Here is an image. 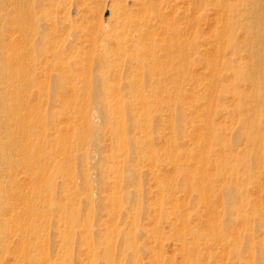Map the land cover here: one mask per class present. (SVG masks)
Wrapping results in <instances>:
<instances>
[{
  "label": "bare ground",
  "instance_id": "1",
  "mask_svg": "<svg viewBox=\"0 0 264 264\" xmlns=\"http://www.w3.org/2000/svg\"><path fill=\"white\" fill-rule=\"evenodd\" d=\"M96 1L0 0V264H71L73 240L85 249L93 264H113V235L120 238L119 243L127 250L128 262L130 258V264L137 263L134 255L139 247H136L135 235L143 233L142 230L124 232L112 222L114 230L103 233L102 237H93L88 221L84 220L82 228L76 229L82 210L76 204L83 201L87 211H93L97 199L93 197L96 192H92L97 182L91 174L95 173L110 192L109 211L120 208L127 212L123 202L131 197L133 215L130 224L138 226L134 215L143 207L141 174L145 166H154L161 161V154H157L152 145L153 134L164 138L165 134L156 129L158 124L165 122L169 135L162 144L164 141L167 144L164 161L169 163L174 160L170 147L173 133L181 132L177 126L175 130L173 108L165 116L157 111L163 100L156 94L162 88L169 95L184 91L191 49L188 34L203 32L199 22L206 13L208 0H110L115 12H110L108 30L103 31L97 21L93 23L100 32L99 47L94 55L88 50V67L80 63L78 52L63 48L61 35L68 28L66 26L70 29L67 9L71 4L76 13H87L91 11L90 4ZM213 5L221 16H225V27H221L224 30L219 40L222 44L218 45L221 49H230L224 68L226 73H231L232 80L222 90L231 92L236 99L235 112L240 130L234 137L240 136L246 149L235 161L243 171L239 175L245 174L247 179L252 167L264 168V0H218ZM175 19L179 20L177 29L172 27ZM9 30L14 32L12 38ZM90 41L95 48L96 39L91 37ZM240 53H244V60ZM114 79L124 80L121 86L114 87L111 84ZM120 88L125 95L117 97L115 93ZM146 88H149V94L145 92ZM42 90L50 96L57 92L70 94L78 107L58 111L42 109L29 102L30 93L36 92L39 98ZM208 105L211 107L210 101ZM60 116L62 119L59 120ZM105 132L109 136L108 153L102 150ZM207 142L201 146L204 151L209 150ZM236 162L230 168L235 176L240 169ZM170 166L173 165L170 163ZM150 168L152 171L153 167ZM201 169L203 171V167ZM18 173L22 180L17 179ZM152 173L160 196L159 200L156 198L158 202L152 215L163 222H169V215L176 218L181 229L175 228L174 219L169 225L174 226L171 231L175 233L178 251L184 257L180 264H198L192 241L197 242L200 237L191 240L184 237L186 219L180 213H174L172 204L166 207L164 203L174 202L171 188L164 184L159 174ZM77 177L82 178L88 190L80 196L82 198L76 194ZM201 180L197 186L195 184V190L205 197L208 188L204 185L207 183L202 184L205 180ZM124 181L131 182V188H123ZM240 189L228 186L222 192H225L223 205L226 209L233 207L236 201H243ZM59 194L63 203L55 200ZM52 225L59 243L55 251L58 257L51 260L47 227ZM154 230L156 236L158 232ZM52 233L55 235V230ZM158 237H153L154 241Z\"/></svg>",
  "mask_w": 264,
  "mask_h": 264
},
{
  "label": "rangeland",
  "instance_id": "2",
  "mask_svg": "<svg viewBox=\"0 0 264 264\" xmlns=\"http://www.w3.org/2000/svg\"><path fill=\"white\" fill-rule=\"evenodd\" d=\"M110 2V0H97L95 4L92 2L90 4V6H92L90 8L91 11L89 10L90 12L87 13H76L74 4H71L67 9L70 29L69 26H66L68 28H65L62 32L61 41L63 48L66 50L72 49L74 53L78 52V60L80 59V63H83L82 65L84 66L89 67L90 64L88 50L90 49L91 51H89L93 55L98 52L99 46H97V41L99 40L100 32L93 23H96L95 21H97L103 31H105V29L107 31L110 26V12L111 10L115 12V7L112 6ZM215 3H218V0H208L206 13L201 19L203 21L200 20L199 22L200 28L203 32H190L192 34L189 33V36L187 35V40L189 41L191 49L189 52V63L186 66L185 71V79L187 80L185 81L183 87L184 91L180 94L174 92L172 95H169L165 88H162L163 90L156 94V96L161 97L163 100L160 102L157 111H160L163 116H165V114L167 115L169 113V109L173 108L172 111L173 113L175 112V115L173 114L172 117L175 130L179 127L181 132L177 130L173 133L170 147H172L171 154H173L171 157H173L174 160L171 159L173 162L170 161L169 163L164 161L167 153V144L165 141L162 144V140L167 138L166 136L169 135V129H167L165 122H162L161 125L158 124V128L156 129V131H160V133L165 134L164 138L153 134L154 138L152 137V145L155 152L159 155L161 154V161L154 166H145L143 174H141L142 176L140 177V181L142 195H140V201L143 203V207L140 212L134 215L136 220H138V226L130 224V219L133 215V209L131 207L133 201L131 197L123 202L124 205L126 204V206H123L126 208L125 211L127 212H122L120 208L112 212L109 211L110 202L108 201H110V192L106 185L97 179V174L95 173L91 174L92 177H94L92 179L97 182L94 183V190L92 189V194L96 192L93 194L95 200L97 199L94 204L95 209L93 208L92 212L87 211L86 204L83 201L82 203L76 204L79 208L81 206L82 209L79 214V225L76 229L80 230L82 228L81 223H83L84 220L88 221L91 223L90 228H92V232H94L93 237H102L103 233H106L109 230H114L112 228L114 227V224H116L117 229L124 232L142 230L143 233L135 235V244L136 247H139V250L134 255L137 262L136 264H157L159 262L161 264H180L184 259L181 251H178L180 250L177 246L178 241L177 239H174L176 235H173L175 233L171 231H174V226L169 225V222L174 219L173 223L175 228L181 229V225H177L178 221L176 218L169 215L170 220L167 218L169 222H163L162 220L157 221L156 216H153L156 208L155 203L158 202H156V198L159 200L160 196L157 193L159 189L158 187L156 188L157 183L154 181V174L152 172H156V174L161 175H158V177H161L164 184L166 186L169 185L171 188L172 196L175 198V203H164L166 207L173 205L176 209H174V213H180V215L186 219V228H183L184 237H187L189 240H191L192 237H200L197 242L192 241V245L195 247L194 250H196L195 257L198 264H264V168L255 169L252 167L249 172L250 175L247 179L245 178V174L239 175V173H242L243 171L242 168L239 167L240 164L235 161V158H240L243 155L246 145L244 140L240 136H237V132L240 130V124L236 118L237 115L235 112L237 110L235 108L236 99L231 92L222 90L225 86L228 87L232 80L231 73L228 71V73H226L224 68V61L225 59H228L230 49L224 50L221 49L222 47L220 45H218L222 44L219 40L222 37V30H224V28L221 29V27H225V23L223 21L225 20V16H223L224 14L222 16L220 15L221 13H219L217 8L213 5ZM178 23L179 20L175 19L172 24L173 29H177L179 27ZM9 31V37L12 38L14 36V32ZM240 33L241 32L238 33V36ZM68 34L70 36H68ZM91 37L96 39L95 48L92 47L90 43ZM222 54L224 55L222 56ZM240 55L241 59L244 60V53H240ZM39 67L40 65H38V68ZM52 73L53 71H51V74ZM115 80L116 79L111 81V84L113 83L114 85L112 84V86L114 87L121 86V82L124 79ZM45 81V83H47L46 79ZM121 88L117 94L115 93V95H118L117 97H119V95L122 96L125 93ZM145 92L149 94V88H146ZM41 93L43 95L45 94V99L42 94L38 98L36 92H32L30 93L32 96H29L28 98L29 102L32 104L35 103L42 109L47 107L46 109L58 111H66L71 107L72 110L78 107L75 104L74 98H72L70 94H67L68 98L64 93L57 92L51 96L47 94L46 90H42ZM60 94L63 96H60ZM83 94L82 95L85 96V93ZM62 99H65V102L64 100L62 101ZM42 100H45V102ZM208 100L210 101V105L212 104L211 107L208 105ZM168 101L170 103H168ZM167 103L172 105L168 107ZM62 117L64 119V115ZM62 117H58L59 120L60 118L62 119ZM97 120L100 119L97 118ZM97 120H95L97 123H101V121L98 122ZM199 127L200 129L198 130L197 128ZM235 133H237L236 138L234 137ZM262 134L264 135V130H262ZM205 136H207V138ZM108 137L109 136L106 132L103 133L102 140L104 147H102V150L104 153H108ZM205 142H207V144L209 143L208 151L201 149V146L206 144ZM200 149L203 150L204 153H202ZM201 153L202 155H200ZM76 162H78L77 159L75 160V163ZM234 162H236V167L240 168L237 176L230 171L231 165ZM170 163L175 167L170 166ZM76 164L75 166L77 169L75 168V172L79 169V165L77 164V166ZM150 167H153L152 171L150 170ZM199 167L201 171V168L203 167L202 175L205 178L203 176L200 177V174L198 173ZM174 168H176L175 171L173 170ZM17 179L22 180L21 173L17 174ZM199 179L205 180H201L202 184L204 182L207 183V185L204 183V186L208 188L205 192V197H202L204 194H200V196L195 190V184L198 183ZM131 184V182L124 181L123 186L125 187L123 188L129 189L131 188ZM228 186H234L239 189L241 188L240 191H242L244 196L242 198V202L236 201L233 207L231 206V208L226 209L224 207L225 204L223 205L225 192H222L225 191V188ZM76 189V194L79 197H83L86 192H88L86 187H84L81 177H77L76 179ZM60 195L61 194H59V196L55 199L58 203H61L62 201L60 200ZM95 212L97 213L95 214ZM54 216L57 217L58 215L54 214ZM54 216H52V218ZM112 222L115 223L113 224ZM111 223L113 226H110ZM154 224L156 227L153 228V226H155ZM53 226L54 225L47 227L49 234L48 239H53H49L51 243L49 242L48 244V247H50L48 251L52 253H49L50 256H52L51 260L58 257H56L55 251H57L59 243L55 226ZM50 229L52 232L55 230V235H53L54 233H52ZM154 229L158 232H156V236L154 235ZM149 232L151 234H148ZM158 234L159 237L157 236ZM112 237H114L112 240V242L114 241V246H112L113 251H111V253H113V264H130V258L128 262L129 255L126 257L127 253H125L127 250H125L119 243L120 238L115 235ZM153 237H158V240L154 241ZM152 239L153 241L150 242ZM71 245H73L70 246L71 250L75 246L72 250L73 253L71 258L76 259L75 262H78L77 264H93L90 260V255L88 253L85 254V249H82L83 247L78 244L77 240H73ZM156 249H160V251H154ZM155 252H157V255L159 254L160 256L158 257ZM7 259H9V257H7ZM74 259L70 262L71 264ZM124 259L126 260L124 261ZM255 261L259 262L256 263ZM75 262L74 264H76ZM96 264L102 263L97 262Z\"/></svg>",
  "mask_w": 264,
  "mask_h": 264
}]
</instances>
